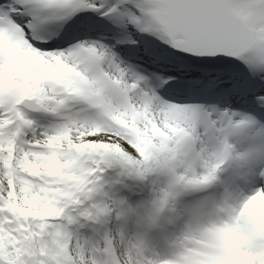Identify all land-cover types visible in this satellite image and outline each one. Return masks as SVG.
<instances>
[{
  "label": "snow or ice",
  "instance_id": "1",
  "mask_svg": "<svg viewBox=\"0 0 264 264\" xmlns=\"http://www.w3.org/2000/svg\"><path fill=\"white\" fill-rule=\"evenodd\" d=\"M0 264H264V0H0Z\"/></svg>",
  "mask_w": 264,
  "mask_h": 264
}]
</instances>
